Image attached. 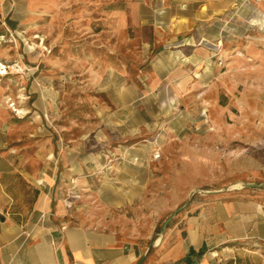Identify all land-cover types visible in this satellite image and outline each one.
I'll return each instance as SVG.
<instances>
[{
    "label": "rangeland",
    "instance_id": "rangeland-1",
    "mask_svg": "<svg viewBox=\"0 0 264 264\" xmlns=\"http://www.w3.org/2000/svg\"><path fill=\"white\" fill-rule=\"evenodd\" d=\"M260 188L264 0H0L4 214L46 193L152 256L196 205ZM241 243L218 264H264Z\"/></svg>",
    "mask_w": 264,
    "mask_h": 264
},
{
    "label": "crops",
    "instance_id": "crops-1",
    "mask_svg": "<svg viewBox=\"0 0 264 264\" xmlns=\"http://www.w3.org/2000/svg\"><path fill=\"white\" fill-rule=\"evenodd\" d=\"M259 191L250 198L240 191L216 193L196 205L184 234L176 232L167 246L158 240L152 256L123 246L114 233L62 222L46 193L35 200L26 217L19 212L4 214L13 199L0 197V264H135L138 259H155L154 264H218V259L236 251L231 244L235 241L264 243V189Z\"/></svg>",
    "mask_w": 264,
    "mask_h": 264
},
{
    "label": "water",
    "instance_id": "water-1",
    "mask_svg": "<svg viewBox=\"0 0 264 264\" xmlns=\"http://www.w3.org/2000/svg\"><path fill=\"white\" fill-rule=\"evenodd\" d=\"M244 185H245V186H256V187H261V186H262V185H259V184H253V183H245ZM228 189H229V187L225 188V190H228ZM194 192H195V191H192V192L190 193V198H191V196L194 194ZM204 192H206V193H213V192H215V191H204ZM189 201H190V199H188V200L186 201V203H185L183 206L179 207L177 210L174 211V213L172 214V216H171V217H170V218L164 223V226H163V230H162V232H164V229H165V227H166L168 221H170V220L173 218V216H174L178 211H180V210H182L183 208H185V207L188 205ZM1 218H2V217L0 216V219H1Z\"/></svg>",
    "mask_w": 264,
    "mask_h": 264
},
{
    "label": "trees",
    "instance_id": "trees-1",
    "mask_svg": "<svg viewBox=\"0 0 264 264\" xmlns=\"http://www.w3.org/2000/svg\"><path fill=\"white\" fill-rule=\"evenodd\" d=\"M258 243H262V242H258ZM233 246H238V245H241L242 243H241V241H235V242H233V243H231Z\"/></svg>",
    "mask_w": 264,
    "mask_h": 264
},
{
    "label": "bare ground",
    "instance_id": "bare-ground-1",
    "mask_svg": "<svg viewBox=\"0 0 264 264\" xmlns=\"http://www.w3.org/2000/svg\"><path fill=\"white\" fill-rule=\"evenodd\" d=\"M237 185H238V186H241V184H235L234 186H237Z\"/></svg>",
    "mask_w": 264,
    "mask_h": 264
}]
</instances>
